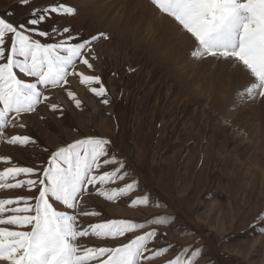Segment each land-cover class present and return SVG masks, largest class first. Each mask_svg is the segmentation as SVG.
Masks as SVG:
<instances>
[{"label": "rangeland", "instance_id": "374dc122", "mask_svg": "<svg viewBox=\"0 0 264 264\" xmlns=\"http://www.w3.org/2000/svg\"><path fill=\"white\" fill-rule=\"evenodd\" d=\"M59 2L33 0L24 8L18 0H0V15L14 13L5 18L13 23L23 22L32 9ZM65 2L77 14L57 17L45 27L70 26L74 33L81 34L82 40L99 34L107 36L92 45L98 57L90 61L94 70L78 64L77 71L99 75L111 103L104 105L76 76L69 77L64 88L51 90L59 91L58 96L45 93L51 102L60 105L62 113L42 103L36 112L23 116H29L27 125L21 121L26 125L23 130L7 127L4 137H0V158H10L11 164L0 159V171L8 166H46L52 153L85 137L108 139L112 142L111 154L130 175L110 185L96 186L91 195H86L81 210L100 215L78 216L79 225L86 227L110 219L146 223L156 217H168V226H155L166 236L150 247H176L152 264H167L183 248L200 247L197 264H225L230 257L239 261L227 264H264V239L255 232L264 223L259 221L264 216V104L258 103L263 98L255 100L258 104L249 117L233 102L225 104L221 91L212 90L208 95L194 92L176 71L177 63L160 56L156 45L147 44L145 38H137L131 26L110 21L89 0ZM111 11L118 18L115 6ZM40 39L44 42V38ZM23 78L28 82L33 79ZM258 80L264 86V74ZM74 85L81 89L80 94ZM65 89L74 92L81 108L75 106ZM234 119L238 123L228 127ZM254 125L257 135L248 140ZM14 135H28L35 143L8 144L7 138ZM116 167L119 165H110L106 170ZM134 181L138 187L114 201L97 194L101 187L122 188ZM33 195L23 188L0 189V199ZM143 196L150 197L149 205L130 206ZM137 234L143 232L128 233L119 239L89 235L77 243L84 247L117 246Z\"/></svg>", "mask_w": 264, "mask_h": 264}, {"label": "snow or ice", "instance_id": "6c2138e0", "mask_svg": "<svg viewBox=\"0 0 264 264\" xmlns=\"http://www.w3.org/2000/svg\"><path fill=\"white\" fill-rule=\"evenodd\" d=\"M32 2L18 0L24 8ZM150 5L192 38L194 57L239 62L250 77L244 93L252 99L264 98V86L258 80L264 74V0H150ZM76 14L74 7L60 0L32 9L23 22L13 23L5 18L14 13L0 15V137H4L9 126L23 130V116L36 112L42 103L62 113L60 105L51 102L45 93L64 88L71 76L101 98V103H111L99 75L77 71L78 64L94 70L90 61L98 57L92 45L107 36L99 34L82 40L81 34L74 33L70 26L45 27L57 17ZM23 77L33 78L32 82ZM65 91L81 108L74 92ZM6 142L20 146L35 143L28 135H14ZM111 143L101 137H85L52 153L46 166H8L0 171V189L23 188L34 193L29 197L0 199V264H152L154 259L174 250L176 246L171 244L150 247L166 236L155 226H168V217H156L146 223L110 219L86 227L78 224V216L100 215L81 210L86 195H91L96 186L110 185L130 175L111 154ZM0 159L11 164L10 158ZM110 165L119 167L106 170ZM89 186L93 188L90 190ZM137 187L134 181L122 188L101 187L97 194L114 201ZM149 201V196L138 197L130 206H147ZM259 221H264V216ZM25 228L28 230H16ZM147 228L151 230L146 231ZM133 232L143 234L117 246L84 247L77 243L79 238L89 235L119 239ZM200 256L199 248H183L167 264H197Z\"/></svg>", "mask_w": 264, "mask_h": 264}, {"label": "bare ground", "instance_id": "6f19581e", "mask_svg": "<svg viewBox=\"0 0 264 264\" xmlns=\"http://www.w3.org/2000/svg\"><path fill=\"white\" fill-rule=\"evenodd\" d=\"M89 1L91 2L89 4L99 7V10H102V13H104L110 21H118L124 27L125 25L131 26L137 38H145L148 41L147 44L156 45L155 48L160 56L169 59L170 63H177L178 68H176V71L183 78L185 77L184 80L189 82V87L195 90L194 92L208 95L212 93V90L216 93L221 91L223 93L221 95L222 101L225 104L233 102L235 106L242 109L241 111H243V114L248 113L249 117L255 112L254 108L258 103H261V105L264 104V101L259 99V102H256V104L255 100L257 99H252L244 93V89L250 83V77L248 71H246L239 62L211 57H205L203 59L194 57L192 55L194 51V42L192 38L186 33H181L179 27L173 24L168 17L159 14L157 10L154 9V6L150 5L149 0ZM102 1H106V3L100 4ZM114 6L118 18L112 16L113 12L111 8ZM160 41L161 45L158 44ZM74 87L78 94H80L81 89L76 85H74ZM51 93L52 96H58L60 92L54 90L50 91V94ZM28 117L29 116H26L22 119L26 125ZM238 121L239 120L235 121L234 119L231 123L232 125L228 127L235 126V123H238ZM251 126L253 127V125ZM255 127L254 125L252 137L248 136V140L254 139L257 135V127L256 129ZM90 188L92 189L93 186H90ZM82 204L83 200L81 201V205Z\"/></svg>", "mask_w": 264, "mask_h": 264}, {"label": "crops", "instance_id": "0c3cea01", "mask_svg": "<svg viewBox=\"0 0 264 264\" xmlns=\"http://www.w3.org/2000/svg\"><path fill=\"white\" fill-rule=\"evenodd\" d=\"M243 227V226H242ZM235 228H237V226H235ZM262 228H264V223L263 224H261V225H259L258 227H257V229L255 230V232L257 233V235H259V237L262 239H264V232H261V229ZM200 249H201V247H200ZM225 264H227V263H229V262H231V261H234V262H237V261H239V258H232V257H230L229 259H225ZM247 262V261H246ZM248 264H249V262H247Z\"/></svg>", "mask_w": 264, "mask_h": 264}]
</instances>
